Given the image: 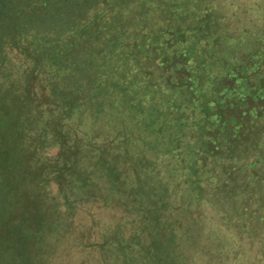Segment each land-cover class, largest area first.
<instances>
[{"label": "trees", "instance_id": "obj_1", "mask_svg": "<svg viewBox=\"0 0 264 264\" xmlns=\"http://www.w3.org/2000/svg\"><path fill=\"white\" fill-rule=\"evenodd\" d=\"M112 2L135 5L142 42L126 39L130 9L119 12ZM192 4L0 0V185L17 196L26 154V180L49 168L55 182L103 199L112 210L110 264H192L204 251L209 264H227L210 216L239 243L264 250L261 65L250 77L235 69L218 79L205 44L213 39L204 32L207 12H193V21ZM146 47L163 83L146 67ZM10 54L19 70H5ZM53 145L54 163L43 155ZM11 210L5 206L0 230L13 227ZM20 211L26 227L18 238L26 241L37 219Z\"/></svg>", "mask_w": 264, "mask_h": 264}, {"label": "rangeland", "instance_id": "obj_2", "mask_svg": "<svg viewBox=\"0 0 264 264\" xmlns=\"http://www.w3.org/2000/svg\"><path fill=\"white\" fill-rule=\"evenodd\" d=\"M114 3L112 2L113 7L119 12L130 9L126 17V39L132 40V44L133 40L142 42L143 37L139 34L142 29L140 16L134 9L135 5L130 3L131 5L122 7L121 3ZM193 3L194 10L188 15L193 21L196 20V14L206 15L207 12L204 32H211L213 39L211 38L210 44L205 40V44L210 52L208 59L212 60L218 79L228 77L235 69L242 70L245 77H250L251 74L253 76L257 65H261L260 76L264 78V0H193ZM193 12L196 14L192 15ZM145 52L150 55L146 67L153 73L154 81L163 83V68L156 54L147 47ZM9 57L5 70H19L16 57L13 54ZM229 81L235 83L234 79ZM168 88L170 95L177 94L174 88L169 85ZM177 96L179 100L186 99V96ZM85 119L89 124V111L86 112ZM58 150L57 145L49 146L43 155L46 160L54 163L57 161L55 157ZM28 165L25 154L18 171V183L15 187L17 196L14 188L8 193L10 188L3 191V186L0 185V216L8 205L9 209L12 208L11 222L14 223L11 229L0 230V264H22L30 257L31 264H110L108 259H111L112 246H107L112 220L110 207L105 205L103 199L89 195V191L80 192L74 183L68 185L66 180L61 184L55 182L48 174L49 168L35 182L26 180ZM45 175L50 177L45 178ZM68 178L72 179L71 176ZM25 189L33 192L31 198L25 195ZM15 200L20 205L17 209ZM29 206L32 211L36 209L33 211L35 214L29 211ZM23 208L32 217L30 221H33L34 216L37 219V224L29 231L26 241L25 238H18L26 227L23 226L21 230L18 223L19 219H24L20 216L26 213L20 211ZM209 209L212 211L210 207ZM50 221L53 223L50 224ZM221 224L218 217L210 216L207 225H211L210 231L215 232L216 236H223L221 239L226 243V251L223 252L222 259L228 258L227 264H264V250L260 242L239 243L236 232L227 225L221 227ZM205 252L198 253L192 264H209L210 258Z\"/></svg>", "mask_w": 264, "mask_h": 264}]
</instances>
